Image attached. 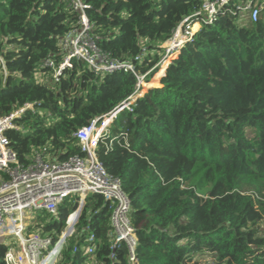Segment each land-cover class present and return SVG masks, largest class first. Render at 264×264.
I'll list each match as a JSON object with an SVG mask.
<instances>
[{
    "label": "trees",
    "instance_id": "16d2710c",
    "mask_svg": "<svg viewBox=\"0 0 264 264\" xmlns=\"http://www.w3.org/2000/svg\"><path fill=\"white\" fill-rule=\"evenodd\" d=\"M84 1L101 51L134 62L145 82L159 71L161 45L203 4ZM76 24L64 0H0V115L25 109L5 132L22 164L45 146L60 159L81 154L75 133L138 91L132 72L96 73L83 60L52 83L47 60H62L61 41ZM158 77L115 119L112 145L106 138L97 150L131 198L138 264H264V17L250 24L221 13ZM73 208L40 210L26 232L57 240ZM112 211L103 195H89L54 264H131L126 243L112 247ZM8 250L0 242V264Z\"/></svg>",
    "mask_w": 264,
    "mask_h": 264
},
{
    "label": "built area",
    "instance_id": "2783aa9c",
    "mask_svg": "<svg viewBox=\"0 0 264 264\" xmlns=\"http://www.w3.org/2000/svg\"><path fill=\"white\" fill-rule=\"evenodd\" d=\"M76 14L77 24L62 39V60L57 63L47 60L52 69V83H60L65 71L73 68L74 60H83L96 73L132 72L139 79L136 94L112 114L92 120L76 133L81 154L65 159L55 157L45 146L37 150L27 164L19 162L16 152L10 147L6 131L14 127V119L25 109L0 115V242L11 245L5 256L6 264H54L67 239L76 234L87 197L103 195L111 203L112 247L121 242L127 244L131 264H138V236L132 223V202L123 190L122 181L108 173L98 158L97 150L102 142L109 147L113 143L111 127L120 112L134 104L150 89L160 83L158 73L170 58L180 53L204 26L216 22L221 13L230 14L241 23H257L264 17V0H203L202 8L195 15L183 20L175 29L173 37L161 48L165 55L159 64V71L149 81L139 76L134 62L111 58L101 51L94 36L84 0H64ZM140 57L137 58L139 60ZM0 61L4 63L0 57ZM149 83L151 86H146ZM141 88V89H140ZM69 202L73 210L66 219V229L57 240L42 236L39 232L26 233L31 219L29 210H44L58 214L59 206ZM91 225L86 227L90 231ZM16 235L18 242L11 238ZM86 254H94L97 240L94 234L86 239ZM77 251V250H76ZM115 258V254L111 255Z\"/></svg>",
    "mask_w": 264,
    "mask_h": 264
},
{
    "label": "rangeland",
    "instance_id": "374dc122",
    "mask_svg": "<svg viewBox=\"0 0 264 264\" xmlns=\"http://www.w3.org/2000/svg\"><path fill=\"white\" fill-rule=\"evenodd\" d=\"M170 41V40H169ZM169 41H167V42H169ZM167 42H164L163 43V45L164 44H166ZM165 53H166V51H165V49H164V51H163V53H162V58H163V56L165 55ZM157 86H159V84H157L156 85V87ZM39 211V212H38ZM30 216H31V219H28V218H26V221L29 223V225L33 222H37V221H40V218H42V216H43V211H40V210H29L28 212H27ZM49 222H51V221H54V222H56L57 220H48ZM65 229H66V227H65ZM64 229V230H65ZM27 233V232H26ZM9 238H11L12 240H13V242H18V237L16 236V235H13L12 237H8V239ZM71 238H69L68 239V241L70 240ZM8 244V243H7ZM9 245V247H11V245L10 244H8Z\"/></svg>",
    "mask_w": 264,
    "mask_h": 264
},
{
    "label": "bare ground",
    "instance_id": "6f19581e",
    "mask_svg": "<svg viewBox=\"0 0 264 264\" xmlns=\"http://www.w3.org/2000/svg\"><path fill=\"white\" fill-rule=\"evenodd\" d=\"M203 5V4H202ZM229 15V14H228ZM259 22V21H258ZM88 64V63H87ZM90 66V65H89ZM127 101V100H126ZM133 105V104H132ZM117 109V108H116ZM115 110V109H114ZM20 117V116H19ZM9 130V129H8ZM127 144V143H126ZM39 212V211H38ZM92 225V224H91ZM112 231V230H111ZM91 234V233H90ZM94 234V233H93ZM96 237V236H95ZM87 239V238H86ZM98 242V241H97ZM5 243V242H4ZM85 243H86V241H85ZM96 247H97V245H96ZM87 262V261H86Z\"/></svg>",
    "mask_w": 264,
    "mask_h": 264
},
{
    "label": "crops",
    "instance_id": "0c3cea01",
    "mask_svg": "<svg viewBox=\"0 0 264 264\" xmlns=\"http://www.w3.org/2000/svg\"><path fill=\"white\" fill-rule=\"evenodd\" d=\"M158 87V86H157Z\"/></svg>",
    "mask_w": 264,
    "mask_h": 264
},
{
    "label": "water",
    "instance_id": "95a60500",
    "mask_svg": "<svg viewBox=\"0 0 264 264\" xmlns=\"http://www.w3.org/2000/svg\"><path fill=\"white\" fill-rule=\"evenodd\" d=\"M160 68V67H159Z\"/></svg>",
    "mask_w": 264,
    "mask_h": 264
}]
</instances>
